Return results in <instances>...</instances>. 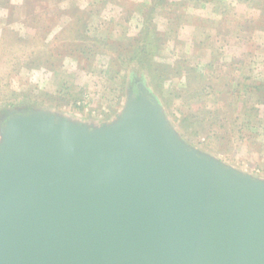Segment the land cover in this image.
Here are the masks:
<instances>
[{"label": "water", "instance_id": "obj_1", "mask_svg": "<svg viewBox=\"0 0 264 264\" xmlns=\"http://www.w3.org/2000/svg\"><path fill=\"white\" fill-rule=\"evenodd\" d=\"M101 126L0 127V264H264V180L180 139L142 84Z\"/></svg>", "mask_w": 264, "mask_h": 264}, {"label": "rangeland", "instance_id": "obj_2", "mask_svg": "<svg viewBox=\"0 0 264 264\" xmlns=\"http://www.w3.org/2000/svg\"><path fill=\"white\" fill-rule=\"evenodd\" d=\"M32 6L48 20L26 16ZM248 20L262 28L245 31ZM151 39L160 48L153 62L191 71L150 82L131 58ZM0 40L24 48L0 69V127L33 110L108 124L139 83L188 147L264 180V103L251 88L264 83V0H0ZM35 43L37 55H26ZM186 80L193 95H183Z\"/></svg>", "mask_w": 264, "mask_h": 264}, {"label": "trees", "instance_id": "obj_3", "mask_svg": "<svg viewBox=\"0 0 264 264\" xmlns=\"http://www.w3.org/2000/svg\"><path fill=\"white\" fill-rule=\"evenodd\" d=\"M197 1V0H196ZM200 2L205 1V0H199ZM206 1H214V0H206ZM255 3V2H254ZM259 3V2H256ZM34 6H32L28 11L26 16L28 15L29 18H32L33 20H38V21H44V20H48V13L45 11L42 14H40V18L39 16H36V14L33 12L34 10ZM253 26H255V28H262L261 25L256 24L255 22L252 20H248L245 22V31H249V30H253ZM37 31L39 30L38 28H36ZM50 31V30H48ZM46 31V33L48 32ZM51 43V42H50ZM91 43L92 45L96 46V45H102L104 44L103 42H101L97 37L91 38ZM14 44V43H13ZM39 43H35L33 44L34 47L28 49L27 53H25L26 55L30 53V56H35L37 55L38 51V46ZM150 44L151 47L149 49H147L148 47V41L144 40V44L137 50V52L134 54V56L131 58L133 59L134 57H138V63H139V68L144 69L146 71V73L152 77L150 78V82H154L155 80L160 81L162 79H164L165 77H168L170 75H179L181 73L184 72V74L186 73L185 70H187V72L191 71L190 69H188L187 67H184L183 64L182 67L180 63L175 62V64H166V63H155L152 61V58L154 56V54L156 53V51L158 50L159 47V41L158 39H151L150 40ZM42 47V46H41ZM24 48H22L20 45H17L16 47H13V45L8 46L3 44L2 40H0V69L1 68H7L9 66L14 67V65L23 57V54L21 53ZM160 50V48H159ZM158 50V51H159ZM10 62H13V64L11 65ZM15 62V63H14ZM2 63L7 64V66L5 67ZM39 63V57L36 56L35 60H34V64L32 65H38ZM8 74V73H7ZM7 74H5V81L4 84L1 85V88H3V86H7L6 84L9 83V81L7 80V78L9 76H7ZM2 78H4V76L0 75V84L2 83ZM189 78V75H188ZM187 81V87L185 89V91L183 92V95H193L195 93V89L193 88H189V81ZM155 84H157L158 82H154ZM152 83V84H154ZM133 91L137 92L136 89V85H134L133 87ZM253 91L255 92L256 98L258 100V103H264V83L258 82V81H254V83L252 84ZM178 93H176L174 96H176Z\"/></svg>", "mask_w": 264, "mask_h": 264}, {"label": "flooded vegetation", "instance_id": "obj_4", "mask_svg": "<svg viewBox=\"0 0 264 264\" xmlns=\"http://www.w3.org/2000/svg\"><path fill=\"white\" fill-rule=\"evenodd\" d=\"M7 118H8V116H6V117L4 118V120H7Z\"/></svg>", "mask_w": 264, "mask_h": 264}]
</instances>
